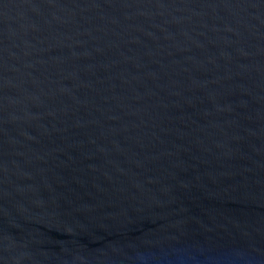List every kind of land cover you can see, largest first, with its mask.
Segmentation results:
<instances>
[{
    "label": "water",
    "instance_id": "obj_1",
    "mask_svg": "<svg viewBox=\"0 0 264 264\" xmlns=\"http://www.w3.org/2000/svg\"><path fill=\"white\" fill-rule=\"evenodd\" d=\"M0 264H264V0H0Z\"/></svg>",
    "mask_w": 264,
    "mask_h": 264
}]
</instances>
